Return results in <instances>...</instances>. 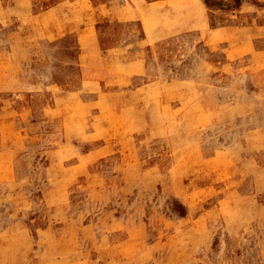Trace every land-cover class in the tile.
<instances>
[{
    "label": "rangeland",
    "instance_id": "rangeland-1",
    "mask_svg": "<svg viewBox=\"0 0 264 264\" xmlns=\"http://www.w3.org/2000/svg\"><path fill=\"white\" fill-rule=\"evenodd\" d=\"M0 264H264V0H0Z\"/></svg>",
    "mask_w": 264,
    "mask_h": 264
}]
</instances>
